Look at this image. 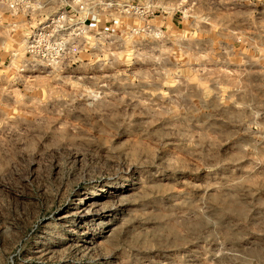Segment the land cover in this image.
I'll use <instances>...</instances> for the list:
<instances>
[{
	"label": "rangeland",
	"instance_id": "rangeland-1",
	"mask_svg": "<svg viewBox=\"0 0 264 264\" xmlns=\"http://www.w3.org/2000/svg\"><path fill=\"white\" fill-rule=\"evenodd\" d=\"M86 2L32 73L0 3V264H264V0Z\"/></svg>",
	"mask_w": 264,
	"mask_h": 264
},
{
	"label": "built area",
	"instance_id": "built-area-1",
	"mask_svg": "<svg viewBox=\"0 0 264 264\" xmlns=\"http://www.w3.org/2000/svg\"><path fill=\"white\" fill-rule=\"evenodd\" d=\"M0 3L11 15H22L36 23L24 40L21 73L57 66L85 49L89 33L86 0H0Z\"/></svg>",
	"mask_w": 264,
	"mask_h": 264
}]
</instances>
